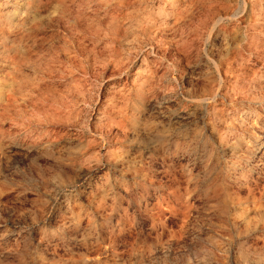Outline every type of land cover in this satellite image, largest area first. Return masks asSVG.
Masks as SVG:
<instances>
[{
	"label": "rangeland",
	"instance_id": "374dc122",
	"mask_svg": "<svg viewBox=\"0 0 264 264\" xmlns=\"http://www.w3.org/2000/svg\"><path fill=\"white\" fill-rule=\"evenodd\" d=\"M0 264H264V0H0Z\"/></svg>",
	"mask_w": 264,
	"mask_h": 264
},
{
	"label": "bare ground",
	"instance_id": "6f19581e",
	"mask_svg": "<svg viewBox=\"0 0 264 264\" xmlns=\"http://www.w3.org/2000/svg\"><path fill=\"white\" fill-rule=\"evenodd\" d=\"M124 71H126V69Z\"/></svg>",
	"mask_w": 264,
	"mask_h": 264
}]
</instances>
